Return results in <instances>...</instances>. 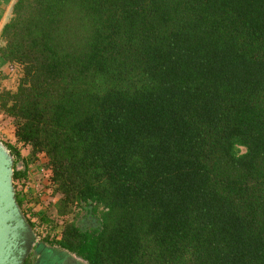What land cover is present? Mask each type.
Instances as JSON below:
<instances>
[{
    "label": "trees",
    "instance_id": "16d2710c",
    "mask_svg": "<svg viewBox=\"0 0 264 264\" xmlns=\"http://www.w3.org/2000/svg\"><path fill=\"white\" fill-rule=\"evenodd\" d=\"M1 38L22 69L0 90L12 181L40 155L57 196L27 218L42 241L85 264H264V0H16Z\"/></svg>",
    "mask_w": 264,
    "mask_h": 264
},
{
    "label": "water",
    "instance_id": "95a60500",
    "mask_svg": "<svg viewBox=\"0 0 264 264\" xmlns=\"http://www.w3.org/2000/svg\"><path fill=\"white\" fill-rule=\"evenodd\" d=\"M15 2L13 0L12 7ZM21 168L22 162L14 161L0 141V264H23L37 244V238L15 200L12 173Z\"/></svg>",
    "mask_w": 264,
    "mask_h": 264
},
{
    "label": "rangeland",
    "instance_id": "374dc122",
    "mask_svg": "<svg viewBox=\"0 0 264 264\" xmlns=\"http://www.w3.org/2000/svg\"><path fill=\"white\" fill-rule=\"evenodd\" d=\"M10 63V62H9ZM13 62L10 63V70L12 72V75L14 76L15 79V84L17 85L18 79L21 76V66H18V64L16 63L15 65ZM16 85L14 90L16 89ZM14 90H9V91H14ZM12 133H13V125L9 122L8 119L4 118L1 114H0V141L5 145L7 144V141H9L10 139H12ZM18 147V151H19V155H21L22 157H24V155H26L27 150L25 148H22L21 146H17ZM39 157V156H37ZM40 159L39 158V163H40ZM14 160V159H13ZM17 161V160H16ZM45 160L42 158V162H44ZM31 164V163H30ZM30 177V179L35 182L38 186H37V190L41 191V193H43L44 198L45 199V203H53L57 196L52 194V188L50 187V185L45 183V188L42 185L44 183V177L41 176L38 172H34V169L32 170V172L28 175ZM44 180V181H43ZM43 181V182H42ZM12 185L14 187V191L17 189H19L18 184L14 183L12 181ZM43 187V188H42ZM44 189V190H43ZM43 190V192H42ZM46 190V191H45ZM22 214L24 215V217L26 218V213L20 209ZM52 217V216H51ZM52 219L55 221V223H62L61 219L56 218V217H52ZM63 219V218H62ZM85 214L80 211L78 213V217L76 218V222L80 223V226L83 225H87L88 224V220L85 219ZM27 222L28 219L26 218ZM29 224V223H28ZM57 224V225H58ZM36 225V223H35ZM34 228H36L35 230L32 231L34 232L36 238H37V244L35 246H33L32 250L30 251L28 257L31 260L32 264H71L73 262H76L78 264H85V262H83L82 260L78 259L77 257H74L73 255L62 251L60 253L61 250H59L58 248L54 247V246H50L47 242L42 241V237L45 234H48L49 236H52L53 232L48 231L47 228L44 229L42 226H34ZM51 250V254H48V257H43V254H46L45 251L46 250ZM59 250V252H58ZM54 251V252H53ZM40 255L41 258L36 259L38 256ZM27 257V258H28ZM26 258V259H27ZM25 259V260H26ZM36 259V260H35Z\"/></svg>",
    "mask_w": 264,
    "mask_h": 264
},
{
    "label": "built area",
    "instance_id": "2783aa9c",
    "mask_svg": "<svg viewBox=\"0 0 264 264\" xmlns=\"http://www.w3.org/2000/svg\"><path fill=\"white\" fill-rule=\"evenodd\" d=\"M16 63H14L13 65H15ZM18 66H20L18 64ZM39 157H37L33 163L28 164L27 165V176L24 180H22L21 182H18V186L19 189H17V191L21 192V195L24 199V205H26L27 207V211H26V218H28L31 222L35 221V214L41 209V208H45L47 206V203H45V199L43 193H41V191L37 190V184L35 182H33L30 177L28 176L32 170L34 169V172H38L41 176L44 177L45 183L49 184V180L47 178V176L45 175L46 170H44V168L42 167V157L40 155H38ZM40 159V163L38 162ZM44 190V189H43ZM42 190V192H43ZM46 191V190H45ZM24 207V206H23ZM25 208V207H24ZM36 228H33V230H35ZM59 237V234H56V238Z\"/></svg>",
    "mask_w": 264,
    "mask_h": 264
},
{
    "label": "crops",
    "instance_id": "0c3cea01",
    "mask_svg": "<svg viewBox=\"0 0 264 264\" xmlns=\"http://www.w3.org/2000/svg\"><path fill=\"white\" fill-rule=\"evenodd\" d=\"M12 3L13 0H0V47L4 45V41L1 38V30L12 17ZM14 81V76L12 75V72L10 70V63L0 58V90H14L16 85ZM7 143H9L10 145L13 144L14 137L7 141ZM24 207L26 210H28L26 205H24Z\"/></svg>",
    "mask_w": 264,
    "mask_h": 264
},
{
    "label": "clouds",
    "instance_id": "9594fccd",
    "mask_svg": "<svg viewBox=\"0 0 264 264\" xmlns=\"http://www.w3.org/2000/svg\"><path fill=\"white\" fill-rule=\"evenodd\" d=\"M248 152V149L245 145L238 143V142H233L232 146V153L234 158L239 159L242 156L246 155Z\"/></svg>",
    "mask_w": 264,
    "mask_h": 264
},
{
    "label": "flooded vegetation",
    "instance_id": "af4514ba",
    "mask_svg": "<svg viewBox=\"0 0 264 264\" xmlns=\"http://www.w3.org/2000/svg\"><path fill=\"white\" fill-rule=\"evenodd\" d=\"M54 247H55V246H54ZM50 252H51L50 249H49V250H46V251H45L46 254H43V255H42V258H43V257H48V254H49ZM53 252H54V251H53ZM58 252H59V250H58ZM61 252H62V251H60V253H61ZM50 254H51V253H50ZM69 254H70V253H69ZM71 255H72V254H71ZM73 256H74V255H73ZM74 257H76V256H74ZM38 258H41L40 255H39L36 259H38ZM36 259H35V260H36ZM31 260H32V259H29V257H28V258L25 260V261H26V264H32V263H31ZM25 261H24V262H25ZM83 262H84V261H83ZM71 264H78V263L73 262V263H71Z\"/></svg>",
    "mask_w": 264,
    "mask_h": 264
}]
</instances>
